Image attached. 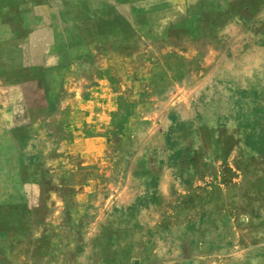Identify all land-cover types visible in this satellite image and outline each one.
Listing matches in <instances>:
<instances>
[{"label": "rangeland", "instance_id": "374dc122", "mask_svg": "<svg viewBox=\"0 0 264 264\" xmlns=\"http://www.w3.org/2000/svg\"><path fill=\"white\" fill-rule=\"evenodd\" d=\"M251 168L264 0H0V264H264Z\"/></svg>", "mask_w": 264, "mask_h": 264}, {"label": "crops", "instance_id": "0c3cea01", "mask_svg": "<svg viewBox=\"0 0 264 264\" xmlns=\"http://www.w3.org/2000/svg\"><path fill=\"white\" fill-rule=\"evenodd\" d=\"M246 178L249 179L244 186L247 187L245 190L247 193L237 199L234 216L237 217L236 210H239L240 229L244 226V229H250L251 233L257 229L259 231L257 234L264 236V174L259 175L251 168Z\"/></svg>", "mask_w": 264, "mask_h": 264}]
</instances>
